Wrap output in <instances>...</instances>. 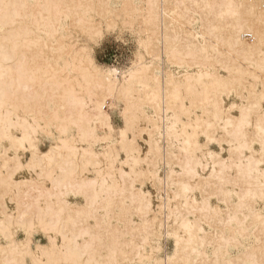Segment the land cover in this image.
I'll return each mask as SVG.
<instances>
[{
	"label": "bare ground",
	"instance_id": "bare-ground-1",
	"mask_svg": "<svg viewBox=\"0 0 264 264\" xmlns=\"http://www.w3.org/2000/svg\"><path fill=\"white\" fill-rule=\"evenodd\" d=\"M0 264H264V0H0Z\"/></svg>",
	"mask_w": 264,
	"mask_h": 264
},
{
	"label": "rangeland",
	"instance_id": "rangeland-1",
	"mask_svg": "<svg viewBox=\"0 0 264 264\" xmlns=\"http://www.w3.org/2000/svg\"><path fill=\"white\" fill-rule=\"evenodd\" d=\"M104 28H106V30ZM116 29L117 30L108 28V30H107V27H103L102 32L104 33V35L102 34V37H100V39H98L100 42L97 40L96 43L92 42V41H88L84 35H82L80 33H76L72 30L70 33L73 35V37H71V34L69 32H66V33L64 32V33L66 34V36H68L67 37L68 42L77 46L75 48V50L82 48V47H86L87 49H90L89 52L92 54L95 62H97V64L99 66L106 68V69H116L119 71H123L127 68H130L132 63H134L136 61L137 53L139 51V41H140V38H142L143 36L138 35V32L135 29H131V28L129 29L127 27L126 28L117 27ZM130 30H132V31H130ZM133 31H135V32L133 33ZM132 33H133V35H132ZM69 34H70V36H69ZM77 34H79V35L77 36ZM137 40H139V41H137ZM244 40L247 43L251 42L252 37L249 34H246V35H244ZM76 43H78V44L76 45ZM110 103H111V101L108 100L107 105L105 106L104 109H105V111H108L110 113L112 125L114 127L115 132L117 133L123 128L124 123H123V120H122L121 115L119 113V110L116 108L115 109L109 108ZM112 112H114L115 114ZM45 136L46 135H44V134H40L38 136V148H39V151L42 153L48 152V150L50 149V146H51V140L47 136L46 137ZM144 138L146 139V136H144ZM139 143H140L139 144L140 147L143 150H145L146 146H145L144 142L140 140ZM3 145H5V147H7L8 143L4 142ZM215 146L212 145V147H211L212 151L215 153H219V147L218 146L215 147ZM23 156H24L23 160L25 159L27 161L28 158L30 157V154H29V152H25L23 154ZM25 160H24V162H25ZM145 188L148 191L153 192L149 186H146ZM15 229L16 228H13V232H14V234L16 233L15 234L16 239L22 240L24 238L23 233L20 230H15ZM44 237H43V235H40L39 233L34 234V236L32 238L33 243L34 244L47 245V243H48L47 238L46 237L44 238ZM172 240H173V238H164L161 241L162 242V249L164 252V253H162L163 255L174 253L173 251H175V243H174V240L173 241ZM165 252H167V253H165ZM233 252L235 254H237L236 249H234Z\"/></svg>",
	"mask_w": 264,
	"mask_h": 264
}]
</instances>
